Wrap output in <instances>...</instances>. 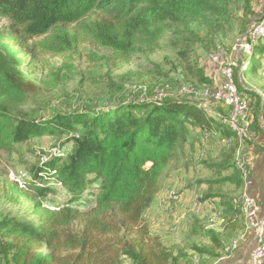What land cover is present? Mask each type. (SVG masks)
Listing matches in <instances>:
<instances>
[{
  "label": "trees",
  "instance_id": "obj_1",
  "mask_svg": "<svg viewBox=\"0 0 264 264\" xmlns=\"http://www.w3.org/2000/svg\"><path fill=\"white\" fill-rule=\"evenodd\" d=\"M234 1L0 0V18L10 23L0 27V151L15 152L20 143L43 136H66L65 143H71L65 156L34 166L30 187L18 183L0 187L10 192L11 202H30L28 218L0 215V264H197L194 256L172 251L151 231L146 212L164 174L196 131L220 133L235 144L230 126L186 99L129 101L39 118L15 111L14 106L35 89L22 68L26 62L19 49L69 63L81 56L92 62L105 60L95 51L100 49L118 63H129L157 49L173 24L216 33L230 22ZM250 42L240 70L244 75L264 71V35ZM195 75L202 85L213 83V76L201 66ZM234 78L243 91L236 69ZM204 163L218 178L209 184L244 187L235 150L220 161ZM51 183H59L69 196L56 208L45 205L54 191ZM94 185L98 189L94 205L87 210L75 207ZM212 198H218L225 228L230 223L231 229L238 228L242 195L211 194L202 201ZM196 227L195 234L201 232L216 249H225L214 229ZM192 248L199 264L219 255L197 245Z\"/></svg>",
  "mask_w": 264,
  "mask_h": 264
},
{
  "label": "rangeland",
  "instance_id": "obj_2",
  "mask_svg": "<svg viewBox=\"0 0 264 264\" xmlns=\"http://www.w3.org/2000/svg\"><path fill=\"white\" fill-rule=\"evenodd\" d=\"M263 4L264 0H235L231 5L230 22L216 33L197 25L186 27L173 24L165 32L157 49L145 52L129 63H118L111 58L110 53L100 49L95 51L105 56V60L92 62L89 57L81 56L69 63L62 57L30 56L27 49L21 48L19 54L26 62L22 68L34 81L35 89L27 94L24 102L14 106L15 111L39 118L48 117L56 111L99 110L129 101L149 102L153 101L150 99L153 92L163 89L169 83H175V79L182 86H186V90L193 95L210 93L213 87L220 86V77L213 57H224L231 62L238 60L240 56L244 60L246 54L243 50L237 51L238 45L244 39L245 32L247 35L251 26L256 23V19L257 22H264ZM9 26L7 19L0 18L1 28ZM243 65L244 61L236 71L238 82L243 88L241 92L247 99V109L250 100L253 104L254 121L257 124V118L261 114L260 121L264 123V71L244 75L240 71ZM199 66L213 76L211 85H202L198 80L195 72ZM191 98L199 101L198 97ZM249 112L248 109L247 125ZM66 141V136H43L20 143L15 152L0 151V187L17 183L21 187H30L28 183L34 166L56 155L65 156L71 145L65 143ZM237 141L233 144L231 139L221 138L220 133L197 130L190 141L180 149V157L173 160L163 176L160 191L146 212L145 218L152 232L158 233L157 230L165 224L160 233L163 243L174 252L182 251L188 256H194L197 264L199 256L192 250L193 245L220 254L226 253V249L231 248V245L236 248L244 239L247 244L254 237L252 230L244 229L246 225H243L242 221L236 229H231L232 223L228 224L231 225L229 228H225L227 223L220 213L218 198L202 201L211 194L228 193L233 197L241 198L242 195V201L245 202L246 185L243 189L235 190L233 187L229 189L228 183L209 184V181L218 178L204 163L220 161L233 149L236 164L243 148L238 139ZM252 143H248L244 151ZM246 180L248 181V178ZM51 185L54 191L48 195L45 205L56 208L65 203L69 196L59 183ZM95 185L86 192L80 202L73 205L81 210L91 208L98 193ZM9 196L10 192L6 193L0 188V215L28 218L30 202L23 199L21 203L15 204L8 199ZM245 214L244 219H249L250 207L245 209ZM30 219L35 220L34 217ZM196 225L204 226L207 230L214 229L217 237L225 243V249H216L201 232L195 234ZM244 232L251 236L240 240ZM171 238L172 241L168 242ZM203 260V264H209L215 259L206 257ZM183 262L184 260H181V263Z\"/></svg>",
  "mask_w": 264,
  "mask_h": 264
},
{
  "label": "built area",
  "instance_id": "obj_3",
  "mask_svg": "<svg viewBox=\"0 0 264 264\" xmlns=\"http://www.w3.org/2000/svg\"><path fill=\"white\" fill-rule=\"evenodd\" d=\"M264 6V4H263ZM257 22V19L256 21ZM264 29V28H260ZM252 33H258V30L249 29L245 38L238 45L237 51L243 50V46L250 42ZM238 68L241 67L242 57L239 56ZM214 63L217 65V74L220 77V87L218 91L207 93L205 95H193L186 90V86H182L178 82L169 83L156 92L150 99L155 101L167 100H191V97H198L199 102L205 106H209L212 110L217 111L222 117L229 119L231 123L238 125L245 133L246 146L255 140V134L248 128L247 117H245V108L247 106V99L235 93L233 87H226L225 83V70L229 69L230 62L223 59H215ZM264 128V123L261 122ZM250 158L243 155V160H240L242 173L248 177V187L252 184V179L249 176ZM245 203L250 207V217L246 220L247 230H252L254 233L252 248L249 251L250 264H264V215L262 212L261 204L258 199L247 193ZM241 240V239H240ZM238 245H236L237 248Z\"/></svg>",
  "mask_w": 264,
  "mask_h": 264
},
{
  "label": "crops",
  "instance_id": "obj_4",
  "mask_svg": "<svg viewBox=\"0 0 264 264\" xmlns=\"http://www.w3.org/2000/svg\"><path fill=\"white\" fill-rule=\"evenodd\" d=\"M250 102L251 101L249 100L250 105L248 109L250 110L249 112L250 119L248 122V128H251V130L255 134V140L249 146V148L247 147L245 151L243 149L242 152L243 155H246L251 160L250 161L251 164L249 167V176L252 179V184L249 187L246 186L245 193L246 194L249 193L250 195H253L258 199L262 207V212L260 215H264V128L261 126V121H260V119L262 118V117L260 118L261 114L257 118V124L254 121L252 115L253 104H251ZM228 186L229 189L232 188V185L229 184ZM243 206L244 204L243 205L241 204L244 217L240 214L239 218L242 221L243 225H246L244 229L247 230V223L246 220L244 219L246 214ZM164 228H165V224H163V226L160 227V230H157L158 233L156 234L160 235L161 230H164ZM248 236L251 235L246 234V232H244L241 236L242 237L241 240H243V238H246ZM161 240L163 241L162 236H161ZM171 241L172 238L169 239L168 242ZM252 243H253V239H250V241H248L247 244L245 243V239H244V242H242L241 245H238L237 248H232L231 245V248L228 247L226 249L228 250L226 253H220L217 257L214 258L215 260L209 264H250L248 258H249V251L252 248Z\"/></svg>",
  "mask_w": 264,
  "mask_h": 264
},
{
  "label": "bare ground",
  "instance_id": "obj_5",
  "mask_svg": "<svg viewBox=\"0 0 264 264\" xmlns=\"http://www.w3.org/2000/svg\"><path fill=\"white\" fill-rule=\"evenodd\" d=\"M260 28H264V22L263 21L262 22H256V23H254L251 26V29L258 30V33H252L251 40L255 41V40H257V38L259 36L264 35V29H260ZM251 46H252L251 42L245 44L243 46V52L245 54H249L250 51H251ZM222 59L223 60H226V59H224V57ZM243 61L244 60L241 61V65L243 64ZM236 68H238V60L231 61L230 62V65H229V69H226L225 70V83H226V87H233V89H234V91H235L236 94L242 95V97H244L243 96V93H240V90H239L238 85L236 83V80L234 78V72H235V69ZM219 87H217V86L216 87H213L212 88V91H210V93H213L214 91H218ZM205 94H207V93H205ZM191 100L197 102L199 105H201L202 107H204L207 110V112L216 115L223 123L229 125L230 128H231V130L236 134L237 139L239 140V142L243 146V148L241 149V154H239L238 157H237V159H236V166L239 169V171L241 172L242 176L244 177L245 185L248 186L247 185L248 184V181L246 180L248 177L242 173V167H241V162H240V160H243V153L242 152H243V149L246 146L245 133L242 131V129L238 125L231 123L229 119H226V118L222 117L217 111H214L211 108H207L205 105H202L198 101V99L191 98ZM153 101H155V100H153ZM247 110L248 109H247V106H246V108H245V117H246V111ZM247 121H248V117H247ZM243 203H244V208L245 209L247 207H249V205L247 203H245V202H243Z\"/></svg>",
  "mask_w": 264,
  "mask_h": 264
}]
</instances>
